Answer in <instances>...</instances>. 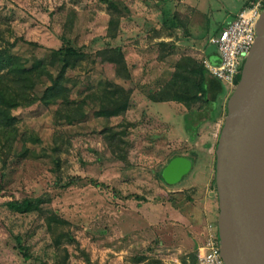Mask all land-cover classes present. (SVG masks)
Instances as JSON below:
<instances>
[{"label": "rangeland", "instance_id": "rangeland-1", "mask_svg": "<svg viewBox=\"0 0 264 264\" xmlns=\"http://www.w3.org/2000/svg\"><path fill=\"white\" fill-rule=\"evenodd\" d=\"M107 1L116 8L105 0H0V50L48 64L53 51L73 46L83 56L67 71L70 98L86 99L85 118L72 124L54 102L29 101L12 111L18 140L0 190V264H175L190 261L207 224L217 223L215 150L234 87L210 103L212 116L223 112L217 136L210 138L206 126L194 140L186 109L156 101L155 93L178 57L203 65L210 38L247 1ZM108 45L121 48L132 92L125 113L107 118L97 114L96 96L100 84L115 80V68L93 61ZM108 129L126 142L124 159L106 143ZM177 155L193 166L169 185L158 173ZM43 193L51 199L44 212L4 205ZM173 200L183 203L175 207Z\"/></svg>", "mask_w": 264, "mask_h": 264}, {"label": "trees", "instance_id": "trees-1", "mask_svg": "<svg viewBox=\"0 0 264 264\" xmlns=\"http://www.w3.org/2000/svg\"><path fill=\"white\" fill-rule=\"evenodd\" d=\"M246 1L245 6L253 0ZM105 2L110 8H116L113 2L107 0ZM114 19V17L110 19V26L114 25ZM109 37H113V34H110ZM27 44L35 45L33 42H27ZM82 56V52L73 46L63 45L53 51L48 64H44L42 61H29L10 51L0 50V190L3 189L4 169L7 160L18 140L15 129L17 117L12 113L15 108L29 101H40L44 104L54 102L58 105L57 114L67 123L72 124L78 119L85 118L82 104L86 102V99L82 103H77L70 98L67 76V71L73 68L76 61L80 60ZM95 56L94 63H106L115 68V80H107L106 83L100 84L101 87L96 96L97 114L107 118L123 115L130 103L132 92L131 75L123 52L120 47L108 45L98 51ZM55 66H58V70L53 72L52 68ZM240 72L236 76V83L240 78ZM40 85H43V88L37 93ZM223 91L224 87L221 81L210 74L204 64H198L190 56L182 55L176 59L169 81L155 93V100L176 102L186 109L185 119L189 120V123L192 122L195 127V133L189 136L194 140L198 136L200 125L214 118L210 113V103ZM103 134L112 154L119 159H124L126 153L120 150V145L126 144V142L110 129L105 130ZM161 170L158 175L163 180ZM50 200L49 194L43 193L35 197L10 199L5 201L4 205L10 211L26 214L44 212V205ZM172 202L175 207H179L183 203L182 201L177 203L175 200ZM51 217L58 223H65L63 220H59L56 215ZM190 262L191 264L196 262V253Z\"/></svg>", "mask_w": 264, "mask_h": 264}, {"label": "water", "instance_id": "water-1", "mask_svg": "<svg viewBox=\"0 0 264 264\" xmlns=\"http://www.w3.org/2000/svg\"><path fill=\"white\" fill-rule=\"evenodd\" d=\"M215 156L222 259L225 264H264V7L255 42L227 100ZM192 166V158L174 156L161 177L173 185Z\"/></svg>", "mask_w": 264, "mask_h": 264}, {"label": "built area", "instance_id": "built-area-1", "mask_svg": "<svg viewBox=\"0 0 264 264\" xmlns=\"http://www.w3.org/2000/svg\"><path fill=\"white\" fill-rule=\"evenodd\" d=\"M264 7V0L250 1L241 8L229 23L221 29L209 42L218 55V62L204 60L210 74L218 78L226 88L235 87L236 76L250 53L256 38V23ZM175 264H191L174 260ZM194 264H225L221 256L217 223H208L203 242L196 251Z\"/></svg>", "mask_w": 264, "mask_h": 264}, {"label": "crops", "instance_id": "crops-1", "mask_svg": "<svg viewBox=\"0 0 264 264\" xmlns=\"http://www.w3.org/2000/svg\"><path fill=\"white\" fill-rule=\"evenodd\" d=\"M241 9V8H240ZM239 9V10H240ZM238 10V11H239ZM237 11V12H238ZM236 12V13H237ZM235 13V14H236ZM234 14V15H235ZM233 15V16H234ZM212 51L206 56V58L205 59H208L210 62H212V63H217L218 62V55H217V53L215 52V49H214V47L212 46ZM218 79V78H217ZM219 80V79H218ZM222 83V82H221ZM222 85H223V87H224V91H223V93L220 95L221 97L223 96V94H224V92H225V85L222 83ZM222 119H223V112H222V109L220 108V111L218 112V114H217V116L216 117H214L212 120H210V121H206V122H204V123H202L201 124V126L199 127V129L201 130V129H203L204 127H206V126H212V133H211V135H210V138H213V137H216L217 136V133H216V131H217V129L219 128V126H221V122H222ZM219 131V130H218Z\"/></svg>", "mask_w": 264, "mask_h": 264}]
</instances>
